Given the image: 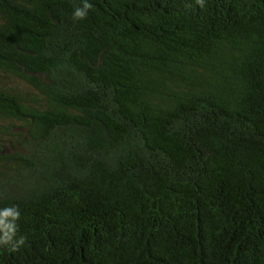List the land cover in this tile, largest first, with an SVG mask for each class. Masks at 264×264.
Returning <instances> with one entry per match:
<instances>
[{"label": "trees", "instance_id": "1", "mask_svg": "<svg viewBox=\"0 0 264 264\" xmlns=\"http://www.w3.org/2000/svg\"><path fill=\"white\" fill-rule=\"evenodd\" d=\"M0 0V264H264V0Z\"/></svg>", "mask_w": 264, "mask_h": 264}, {"label": "clouds", "instance_id": "2", "mask_svg": "<svg viewBox=\"0 0 264 264\" xmlns=\"http://www.w3.org/2000/svg\"><path fill=\"white\" fill-rule=\"evenodd\" d=\"M91 7V4H89L87 2V0H85V4H84V8L82 9H77L75 12H74V16L77 17V18H81L83 19L86 15H87V9H89Z\"/></svg>", "mask_w": 264, "mask_h": 264}]
</instances>
